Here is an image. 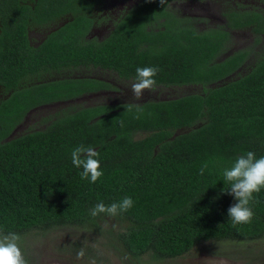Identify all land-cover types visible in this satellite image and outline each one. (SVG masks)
I'll return each mask as SVG.
<instances>
[{"label": "trees", "instance_id": "trees-1", "mask_svg": "<svg viewBox=\"0 0 264 264\" xmlns=\"http://www.w3.org/2000/svg\"><path fill=\"white\" fill-rule=\"evenodd\" d=\"M89 1H32L34 11L22 0H0V85L12 90L0 101V226L22 237L95 227L105 216H91V208L127 196L134 206L115 218L126 223L118 238L133 260L161 262L205 243L264 239V191L252 205V223L233 224L228 209L236 200L223 192L230 186L222 175L238 155L264 156V50L218 59L231 45L232 30L250 29L254 45H262V15L230 12L225 26L198 31L169 16L171 0H141L96 41L84 37L91 25ZM67 12L72 20L38 48L28 45L30 21L44 23ZM252 57L247 73L236 75ZM147 66L160 69L157 87L195 86L200 92L140 102V119L125 107L132 102L63 111L44 130L6 140L30 109L116 90L89 77L27 85L33 75L81 67L135 82L136 69ZM81 144L99 152L104 175L95 184L81 179L82 169L71 163V151Z\"/></svg>", "mask_w": 264, "mask_h": 264}, {"label": "rangeland", "instance_id": "rangeland-1", "mask_svg": "<svg viewBox=\"0 0 264 264\" xmlns=\"http://www.w3.org/2000/svg\"><path fill=\"white\" fill-rule=\"evenodd\" d=\"M138 1L141 0H119L124 8ZM235 1L236 3L241 1L239 5L245 8L256 5V0ZM119 2H111L108 7L106 6V9L101 11L100 15L103 17L119 16L123 11H118V6L121 4ZM254 7L260 9V5ZM262 12L264 13V9H262ZM207 18L206 16L203 17L202 24L198 25L199 20L193 28L204 31L214 27V23ZM98 32L96 31V34ZM253 40H255V36L251 31L247 29L238 31L232 36L231 45L218 59H223L224 56L238 50L249 49L254 53H261L264 50V42L263 44L261 42L262 45H254ZM253 60L255 58L252 57L236 75L247 73L249 70L247 64H252ZM106 74V72L102 73L98 70H76L75 74L64 76L63 78H108L116 90L99 95H84L71 103H63L51 108L42 107L31 113L28 117V125H22L18 133L12 137L9 136L8 140L14 139L23 133L44 130L50 121L63 111H73V109L91 107L97 104L167 100L200 92V88L195 86L157 87L155 92L146 91L143 98L136 101L133 99L130 90L131 84L134 82L120 81L114 74L110 73L109 77H106ZM137 137H142V134H138ZM125 227V222L119 221L115 217L105 216L97 221L95 227H60L47 232L28 233L22 237L21 248L28 264H93V262L94 264H264V239L253 243H205L181 258L161 262H152L147 257L133 260L124 252L118 238ZM81 247L85 249V256L77 259L76 254Z\"/></svg>", "mask_w": 264, "mask_h": 264}, {"label": "clouds", "instance_id": "clouds-1", "mask_svg": "<svg viewBox=\"0 0 264 264\" xmlns=\"http://www.w3.org/2000/svg\"><path fill=\"white\" fill-rule=\"evenodd\" d=\"M160 2L163 5L165 0H160ZM159 71L160 69L155 66L136 69L135 82L131 84L130 89L134 100L142 99L146 91L150 93L156 91V77ZM125 107L128 112L135 109L136 119H140L144 115V107L138 103L127 104ZM71 163L77 169H82L81 179L88 180L93 184L104 175L99 152L93 146L81 144L75 147L71 151ZM207 168L208 164H203L200 168V175H203ZM222 175L225 183L230 186L228 191L223 190V192L232 195L236 200V203L228 209L231 222L233 224H251L255 218L252 205L259 202L256 196L264 191V156L257 158L253 151L238 155L230 167L223 168ZM133 206L132 198L126 196L121 201L113 202L110 205L98 202L89 211L93 217L101 215L116 217L128 212ZM22 239L20 234L7 231L3 226H0V264H28L21 248ZM76 255L77 259L83 258L85 249L81 247Z\"/></svg>", "mask_w": 264, "mask_h": 264}, {"label": "flooded vegetation", "instance_id": "flooded-vegetation-1", "mask_svg": "<svg viewBox=\"0 0 264 264\" xmlns=\"http://www.w3.org/2000/svg\"><path fill=\"white\" fill-rule=\"evenodd\" d=\"M24 2H27V4L30 5V7L35 11V5L32 3L37 2L38 0H22ZM119 0H90L89 4L87 5V13L89 12L90 15L87 14V17L91 19V25L87 32L85 33L84 37L86 40H96V41H102L104 40L107 35L110 33V31L113 28V23L120 17L123 16L128 10H130L133 6H136L140 1H138L135 4H132L131 6H127L124 8L121 3L118 6V11L123 10L121 14L118 16L110 17V16H105L103 17L101 14V11L106 9V6L113 2ZM254 1V0H253ZM241 3V1L239 2ZM239 3H236L235 0H171L167 4V12L169 13V16L172 18L179 19L182 24L185 25H190L194 27L196 22H199L198 25H201V20L205 16L208 17L207 19L210 20V22L214 23V27L211 28H216V27H222L227 24V13L230 12H238V14H242L244 12H255V13H260L262 17L264 18V13L262 12V9H264V0H256L255 4L252 5L251 8H245L239 5ZM78 7H80L79 3H77ZM260 5V9L258 7H254ZM123 7V8H121ZM106 11V10H105ZM117 11V12H118ZM83 11H80V14L82 15ZM40 15V14H39ZM70 20H72V15L70 12L64 13L56 18H52L50 20H47L44 23H38L37 20L30 21V26L27 28V41L28 45L31 48H38V46L45 40V38L61 26H64L67 24ZM244 29H236L229 31L230 33V40L232 39V36L237 33L238 31H241ZM251 31L250 29H247ZM96 31H99L96 34ZM252 33V32H251ZM253 34V33H252ZM97 36V37H95ZM264 35H262L263 37ZM264 39V38H263ZM254 41V40H253ZM222 55V54H221ZM229 55V54H228ZM226 57V56H224ZM223 57V58H224ZM76 70H98L102 73H107L105 76L109 77V74L111 72L107 71H102L99 69H93V68H71V69H61L58 71H49V72H40L38 74L33 75L32 77L28 78L26 81L27 85H32V84H39V83H44V82H49L53 80H60L63 79L64 76L66 75H71L72 73L75 74ZM113 74V73H112ZM115 75V74H114ZM116 77V75H115ZM71 78V77H70ZM79 78V77H73ZM90 78V77H89ZM117 78V77H116ZM92 79H98L100 81H103L105 83L110 84L111 86L114 87L113 83L109 81L108 78L103 79V78H93ZM120 80L119 78H117ZM124 81V80H120ZM130 82H133L131 80H128ZM125 81V82H128ZM24 82L22 84H24ZM114 82V81H113ZM115 90H107V91H100L96 93H90L93 95H99V94H105L109 93ZM12 90H6L3 86L0 85V101L6 100ZM88 95V94H86ZM84 96V95H83ZM78 98L67 100V101H58V102H51L45 105H41L38 107H35L33 109H30L27 111L25 114L22 115L21 119L19 122H17L13 128L10 130V133L8 134V137L14 136L18 131L21 129L22 125H28V117L31 113L34 111L41 109L42 107H54L58 106L60 104H67L71 103ZM1 129V126H0ZM26 133L20 134L18 137L24 135ZM8 137L6 140H8ZM9 137V138H10ZM17 138V137H16ZM10 140V139H9Z\"/></svg>", "mask_w": 264, "mask_h": 264}]
</instances>
